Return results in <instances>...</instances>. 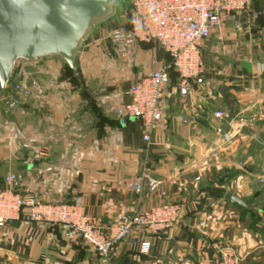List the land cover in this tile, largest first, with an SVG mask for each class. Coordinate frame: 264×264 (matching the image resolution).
<instances>
[{
    "label": "crops",
    "instance_id": "crops-1",
    "mask_svg": "<svg viewBox=\"0 0 264 264\" xmlns=\"http://www.w3.org/2000/svg\"><path fill=\"white\" fill-rule=\"evenodd\" d=\"M154 45L136 46L138 56L150 52L149 66L134 68L131 82L109 86V96L97 85L92 97L85 96L84 86L76 97L66 96L75 87L60 81L49 85L44 114L32 111L30 97L15 100L8 112L2 97L0 190L14 172L19 193L24 188L41 202H76L108 223L122 209L165 204L180 206L178 222L167 237L134 234L105 259L85 243L69 241L59 227L15 220L10 238L0 241V264H212L223 244L236 248L242 264H264V0H252L247 11L234 12L211 32L202 54L205 80L194 83L188 95L180 94L171 71L161 101L166 123L150 131L147 143L141 122L125 120L117 108L128 102L132 82L169 62ZM83 47L78 75L87 71L90 55L83 56ZM55 71L70 72L49 59V73ZM22 77L15 67L14 83ZM9 86L12 92L14 84ZM73 102L79 104L76 112L68 109ZM216 111L224 117L216 119ZM29 138L36 143L25 149ZM35 153L41 156L33 161ZM229 193L248 207L231 202ZM144 240L152 245L147 254L141 251Z\"/></svg>",
    "mask_w": 264,
    "mask_h": 264
},
{
    "label": "built area",
    "instance_id": "built-area-1",
    "mask_svg": "<svg viewBox=\"0 0 264 264\" xmlns=\"http://www.w3.org/2000/svg\"><path fill=\"white\" fill-rule=\"evenodd\" d=\"M251 1L129 0L126 3L124 19L108 36L111 47L108 54L128 61L139 44H158L169 57V62L132 82L126 91L128 102L117 108L120 117H131L141 122L145 142H151L152 129L166 123L161 101L171 83V71L176 73L177 87L183 96L189 94L194 83L202 84L205 80L202 54L206 39L234 12L247 11ZM25 72L23 66L18 70V76L23 77L14 83L12 94L7 97L5 105L8 111L16 106L15 96L22 98L28 92ZM36 87L39 86L36 84ZM214 117L222 119L224 113L216 111ZM224 138L231 139L229 135ZM35 143L34 138H29L22 146L31 149ZM40 156L41 153H35L33 161ZM5 182L6 188L0 190V241L10 238L15 220L26 224L44 222L59 227L69 241L85 243L101 257L110 259L119 245L134 234L140 237L149 232L167 237L180 217L179 205L165 204L122 209L116 222L108 223L101 217L86 214L76 202H41L30 189L24 188L23 193H19L21 181L14 172L8 173ZM151 247L149 241L141 242L143 253H149ZM239 262L234 248L223 245L218 247L212 264Z\"/></svg>",
    "mask_w": 264,
    "mask_h": 264
},
{
    "label": "water",
    "instance_id": "water-1",
    "mask_svg": "<svg viewBox=\"0 0 264 264\" xmlns=\"http://www.w3.org/2000/svg\"><path fill=\"white\" fill-rule=\"evenodd\" d=\"M123 1L0 0V100L14 84L20 60L58 59L77 73L83 45L98 25L118 15ZM14 99L19 101L18 96ZM227 199L248 207L231 193Z\"/></svg>",
    "mask_w": 264,
    "mask_h": 264
},
{
    "label": "rangeland",
    "instance_id": "rangeland-1",
    "mask_svg": "<svg viewBox=\"0 0 264 264\" xmlns=\"http://www.w3.org/2000/svg\"><path fill=\"white\" fill-rule=\"evenodd\" d=\"M128 1L129 0H124L120 6L118 15L98 25L91 37L87 40L85 46L83 47V56H86V52L88 51H90V55L88 56L87 71L85 73L82 72L80 75H78L80 68H78L77 73L68 72L69 77L66 76L65 73L63 74V71L49 73V59L40 61H18L16 66L18 70L25 64L29 66L27 69L24 68L26 70L25 73L28 92L26 93V96L22 98L24 99L30 97L29 99H33L32 101L29 100L28 104L30 107H33L32 111L35 114L49 113V106L43 103L44 99L49 97V85L53 86L54 84H59L60 81L72 82L75 88L66 94V96L70 97H76L78 95V91H83V88L79 90V87L81 86H84V94L86 97H92L94 95L92 87L95 85L104 86V92L102 93L106 96H109V92L115 87V85L120 86L126 82L132 81V74L135 73V69L140 70L146 66H149L147 62L150 52L146 56H138L134 53L128 61L121 60L117 56L108 54L109 49L111 50L108 36L121 24V20L124 19V16L127 12L126 3ZM150 45L152 47L155 46L154 44H148V46ZM84 58L81 60V64L85 63ZM78 63L79 62L77 61V67ZM84 74H86L87 77H84ZM84 82L86 83L84 84ZM35 83L39 87H36ZM9 87L10 86H8L6 92L3 94V97L7 98L11 96L12 92H10ZM58 91L61 92V94L59 93L61 96H63L65 93L64 88H59ZM37 98L40 100H36ZM78 105L79 104L75 102L70 103L68 105V109L72 112H76ZM4 109H2V112ZM68 109L66 108L65 110L68 111ZM8 112H11V110ZM10 119L12 120L13 117L10 116L9 120ZM223 245L234 248L235 253L240 258L239 264H242L243 258L239 255L236 248L231 244Z\"/></svg>",
    "mask_w": 264,
    "mask_h": 264
},
{
    "label": "trees",
    "instance_id": "trees-1",
    "mask_svg": "<svg viewBox=\"0 0 264 264\" xmlns=\"http://www.w3.org/2000/svg\"><path fill=\"white\" fill-rule=\"evenodd\" d=\"M66 69H68L70 71V73H75L72 70H70L68 67H66ZM77 71H78V69H77Z\"/></svg>",
    "mask_w": 264,
    "mask_h": 264
}]
</instances>
